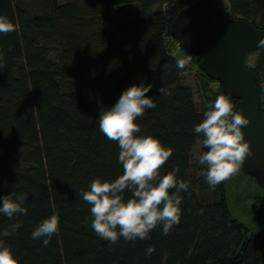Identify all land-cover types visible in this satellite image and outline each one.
Segmentation results:
<instances>
[{
	"label": "trees",
	"instance_id": "trees-1",
	"mask_svg": "<svg viewBox=\"0 0 264 264\" xmlns=\"http://www.w3.org/2000/svg\"><path fill=\"white\" fill-rule=\"evenodd\" d=\"M194 1L0 0V15L17 25L0 34V196L28 193L27 215H0V230L21 223L5 238L20 264H264V190L252 205L257 230L248 232L226 206V180L211 189L200 175L198 157L207 149L192 129L208 108H198L192 87L182 81L190 66H176L181 58L171 51L169 30L176 13ZM218 1L229 17L264 30V0ZM252 54L254 65L245 63L255 72L264 111V45ZM140 82L152 85L146 95L156 107L137 118L139 135L173 149L161 172L179 166L177 177L189 188L180 193L182 216L168 235L157 227L148 240L113 245L92 229L81 191L95 178L123 173L119 146L100 131L99 116ZM54 213L60 230L45 247L31 232ZM150 245L155 251L146 255Z\"/></svg>",
	"mask_w": 264,
	"mask_h": 264
},
{
	"label": "clouds",
	"instance_id": "clouds-1",
	"mask_svg": "<svg viewBox=\"0 0 264 264\" xmlns=\"http://www.w3.org/2000/svg\"><path fill=\"white\" fill-rule=\"evenodd\" d=\"M16 27L6 16L0 15V34L13 32ZM3 64L4 52L0 50V67ZM185 65L184 59L176 62L180 69ZM151 88V84L143 82L129 86L99 116L100 131L119 146L118 163L123 173L112 180L93 179L89 189L81 191V196L89 205L92 229L113 245L121 239L148 240L157 227L162 228L163 235H168L180 223L183 199L180 193L189 188L188 181L177 177L179 166L166 174L161 172L173 149L154 136L139 135L141 127L137 118L156 107L154 99L146 95ZM159 91L170 94L163 87ZM248 123V118L236 111L229 98L221 95L203 113L202 122L192 129L195 134L202 135V147L207 149L199 155L198 164L202 166L200 175L211 189L237 174L251 153L242 131ZM27 199L26 192L0 196V215L10 220L27 215ZM60 224L59 213H54L39 222L31 238L41 240L47 247L53 235L58 234ZM21 226L17 220L0 230V264H20V257L14 254L5 238L13 236ZM154 251L155 247L150 245L145 254L151 255Z\"/></svg>",
	"mask_w": 264,
	"mask_h": 264
},
{
	"label": "water",
	"instance_id": "water-1",
	"mask_svg": "<svg viewBox=\"0 0 264 264\" xmlns=\"http://www.w3.org/2000/svg\"><path fill=\"white\" fill-rule=\"evenodd\" d=\"M171 36L199 59V68L215 78L222 93L234 99L236 111L249 123L242 127L251 153L241 165L264 190V111L259 107L255 72L246 60L264 44V30L243 18H231L218 0H195L170 22Z\"/></svg>",
	"mask_w": 264,
	"mask_h": 264
},
{
	"label": "rangeland",
	"instance_id": "rangeland-1",
	"mask_svg": "<svg viewBox=\"0 0 264 264\" xmlns=\"http://www.w3.org/2000/svg\"><path fill=\"white\" fill-rule=\"evenodd\" d=\"M65 1V0H59ZM157 7V6H156ZM131 8V7H130ZM129 6L122 7L119 10L124 11L130 9ZM175 55L184 59L190 66V70L182 74V81L192 87L194 100L198 108H209L221 93L220 84L217 80H206L205 76L199 72L197 66V59L191 52H186L180 48L175 50ZM255 62V55L248 56L247 63L253 66ZM207 82V91H204ZM201 140L198 139L192 150V160H195L199 155ZM226 206L232 217L237 219L248 232H255L257 230L255 224L256 211L253 209L254 197L257 194H262L255 179L249 175H245L241 170L226 180L224 184Z\"/></svg>",
	"mask_w": 264,
	"mask_h": 264
},
{
	"label": "built area",
	"instance_id": "built-area-1",
	"mask_svg": "<svg viewBox=\"0 0 264 264\" xmlns=\"http://www.w3.org/2000/svg\"><path fill=\"white\" fill-rule=\"evenodd\" d=\"M171 43H172V46H171V51L172 52H175V50L179 49L180 48V45L179 43L172 37L171 38Z\"/></svg>",
	"mask_w": 264,
	"mask_h": 264
},
{
	"label": "bare ground",
	"instance_id": "bare-ground-1",
	"mask_svg": "<svg viewBox=\"0 0 264 264\" xmlns=\"http://www.w3.org/2000/svg\"><path fill=\"white\" fill-rule=\"evenodd\" d=\"M181 47V46H180Z\"/></svg>",
	"mask_w": 264,
	"mask_h": 264
}]
</instances>
